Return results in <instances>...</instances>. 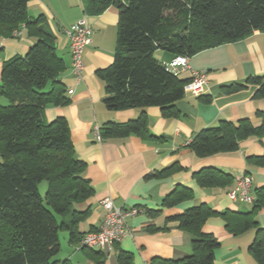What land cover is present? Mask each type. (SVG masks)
<instances>
[{"label": "trees", "instance_id": "1", "mask_svg": "<svg viewBox=\"0 0 264 264\" xmlns=\"http://www.w3.org/2000/svg\"><path fill=\"white\" fill-rule=\"evenodd\" d=\"M32 0H0V37L14 38L13 32L25 26L37 41L24 56L3 62L0 80V264H71L53 261L60 252V233H69L77 245L83 235L79 225L90 214L77 206L94 195L85 178L86 163L76 157L68 121L59 117L44 119L47 107L69 103L60 77L66 70L57 52V37L46 18H31ZM84 14L95 16L114 6L119 23L113 63L97 72L104 83V105L109 111L141 109V115L127 123L108 122L99 128L103 140L138 136L150 141L158 138L149 131L147 108L159 107L164 118L179 115L176 104L186 95L189 81L168 71L155 57L163 50L188 58L200 51L264 33V0H81ZM255 99L264 98V77H251ZM245 86L233 84L225 90L237 92ZM206 101H209L208 99ZM260 126L250 119L236 123L220 121L203 129L188 144L199 157L239 150L249 137H264V112L258 111ZM249 165L264 167V155L247 158ZM176 163L155 177H167L182 170ZM203 188H226L234 179L216 168H205L193 175ZM47 184L43 195L42 183ZM249 213H219L207 204L192 207L171 218L179 228L194 236L193 253L182 259L155 258L149 264H216L220 247L213 234L203 232L211 217L220 216L227 231L239 236L255 231L249 253L257 264H264V228L257 216L264 209V186L252 191ZM191 189L177 187L162 201L166 208L192 199ZM97 262L102 252L83 248ZM120 264H134V257L119 251Z\"/></svg>", "mask_w": 264, "mask_h": 264}, {"label": "crops", "instance_id": "2", "mask_svg": "<svg viewBox=\"0 0 264 264\" xmlns=\"http://www.w3.org/2000/svg\"><path fill=\"white\" fill-rule=\"evenodd\" d=\"M28 13L34 19L46 18L48 28L57 37V52L66 63L60 79L67 89L69 103L47 107L44 119L52 122L63 117L68 121L76 157L86 163L84 176L94 189V195L77 206L80 212H90L80 223L79 233L94 231L103 223L106 213L101 202L104 199L110 198L116 206L124 209L140 211L127 219L130 235L112 251L102 252V263L87 251L78 249V244H71L68 232L60 233V252L53 261L120 264L119 251L131 254L134 264H149L155 258L182 259L193 253L194 236L181 230L178 222L171 218L201 204H207L219 213H249L252 210V204L231 200L228 195L246 174L253 179L252 191L264 186V167L247 163L249 157L264 155V137H249L240 143L237 151L206 157L197 156L188 144L200 131L215 127L220 121L236 123L250 119L254 126L261 125L256 113L264 112V98H254L256 87L247 84V80L264 77V33L256 31L245 39L200 51L189 58L191 68L181 70L178 77L190 81L192 70L206 72L208 84L202 95L193 96L186 92L185 98L176 104L179 115L175 118H164L159 107L146 109L149 131L161 140L131 136L98 142L97 131L103 124L127 123L142 113L141 109L107 110L105 86L97 76L98 71L108 68L114 61L119 23L117 8L112 6L102 14L87 17L92 41L83 54L81 79L72 72L70 40L63 30L71 28L85 16L82 1L32 0ZM36 41L26 30L20 38L0 37V80L3 62L24 56ZM154 55L164 65L175 57L160 49ZM233 84L245 87L237 92H225ZM2 103L3 98H0ZM176 163L183 169L167 177L154 176ZM205 168L230 174L233 184L226 188L199 186L193 175ZM179 186L191 189L192 199L174 207H163L165 197ZM257 221L264 228V209L259 212ZM203 232L213 234L220 242L215 252L216 264H257L249 253L254 230L234 236L227 231L223 218L215 216L207 220Z\"/></svg>", "mask_w": 264, "mask_h": 264}, {"label": "built area", "instance_id": "3", "mask_svg": "<svg viewBox=\"0 0 264 264\" xmlns=\"http://www.w3.org/2000/svg\"><path fill=\"white\" fill-rule=\"evenodd\" d=\"M88 16L82 17L69 29L63 30V33L70 40L71 55H72V72L81 79L84 70L83 54L85 49L91 44L92 29L88 21ZM25 26L13 32V37L20 38L23 35ZM168 71L178 75L183 69H190L189 58L183 55L174 57L169 63L165 64ZM208 84L206 72L192 70V77L189 83L185 86V91L193 96L202 95ZM96 140L102 142V139L97 131ZM253 179L246 174L241 177L234 189L229 193L231 200L239 199L241 202L252 204L254 196L252 194ZM102 208L105 210V217L100 227L94 231L86 233L78 245V249H89L99 252H110L114 246L121 242L123 238L130 235L127 225L129 217L139 214L138 209H124L116 206L110 199H104L101 202Z\"/></svg>", "mask_w": 264, "mask_h": 264}, {"label": "rangeland", "instance_id": "4", "mask_svg": "<svg viewBox=\"0 0 264 264\" xmlns=\"http://www.w3.org/2000/svg\"><path fill=\"white\" fill-rule=\"evenodd\" d=\"M3 105L8 104L7 100L3 98ZM47 189V184L44 182L40 186V192L44 195ZM79 245V244H78Z\"/></svg>", "mask_w": 264, "mask_h": 264}]
</instances>
